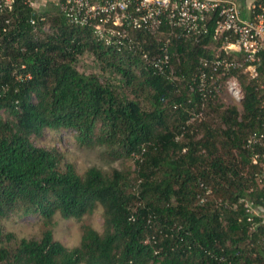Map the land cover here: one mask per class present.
Masks as SVG:
<instances>
[{
  "label": "trees",
  "instance_id": "1",
  "mask_svg": "<svg viewBox=\"0 0 264 264\" xmlns=\"http://www.w3.org/2000/svg\"><path fill=\"white\" fill-rule=\"evenodd\" d=\"M214 24L197 37L166 25L128 28L117 48L50 4L36 11L12 0L0 11V264H264V222L249 221L244 207L264 210V185L256 183L264 145L246 146L264 128V53L254 77L243 73L247 64L218 70L224 82L238 79L243 99L240 110L216 106L218 80L203 62L243 58L222 50ZM87 52L117 80L79 73L76 59ZM165 55L161 70L146 60ZM205 106L221 126L190 122ZM62 130L133 167L79 175L59 151L32 143ZM98 206L101 232L82 225L72 249L53 238L55 215L81 219ZM27 217L45 225L39 239L4 233L1 222Z\"/></svg>",
  "mask_w": 264,
  "mask_h": 264
},
{
  "label": "built area",
  "instance_id": "2",
  "mask_svg": "<svg viewBox=\"0 0 264 264\" xmlns=\"http://www.w3.org/2000/svg\"><path fill=\"white\" fill-rule=\"evenodd\" d=\"M36 11L47 5L54 6L66 21L74 26L92 29L94 36L103 40L105 45H115L117 48L123 43L119 39L111 42L109 36L117 34L127 35V29L154 32L166 25L172 30L179 29L184 35L203 36L209 32V22L215 19L214 35L224 36L225 43L222 50L226 53H240L242 62L233 58L215 57L203 65L210 66V79L216 77L218 70L222 73L235 70L243 65V69L252 77L256 75L254 66L260 63L264 53V0H255L250 5V19L240 18L238 0H27ZM42 1V2H41ZM44 1V4H43ZM40 2L38 10L36 6ZM47 3V4H46ZM12 0H0V11L10 8ZM229 38L234 42L230 43ZM168 62V56L153 62V66L161 69L162 64ZM199 91L202 96L207 87V74L202 71L199 75ZM226 93L234 104L240 105L243 99L241 86L234 76L224 82ZM264 126V118H263ZM247 147L258 144L264 145V128L259 134H254L247 140ZM254 163L255 158H254ZM258 182L264 185V165L262 172L257 175ZM244 207L252 216L264 214L262 208L254 207L252 202H244ZM264 222V219L262 220Z\"/></svg>",
  "mask_w": 264,
  "mask_h": 264
},
{
  "label": "rangeland",
  "instance_id": "3",
  "mask_svg": "<svg viewBox=\"0 0 264 264\" xmlns=\"http://www.w3.org/2000/svg\"><path fill=\"white\" fill-rule=\"evenodd\" d=\"M40 4L41 3L38 2L36 5L40 6L38 7V10L42 8ZM48 26L49 25L46 24L44 29L47 30ZM163 35L165 36V34ZM112 36H116L114 42L119 39L122 40V38L123 40L125 38H129L128 35H126L125 37H120L117 34L110 35L109 38H111ZM129 43L132 44L131 42ZM215 50L216 54H218L220 48H216ZM159 59L161 58H157V56L146 58V60H149V62L151 63L156 62ZM75 67L81 74L96 75L102 83L108 82V80H117V75L114 72H110L107 69L105 70L104 64H99L95 60V57L88 52L83 53L82 55L77 57ZM173 71V67H170L171 75H173ZM221 76L222 75H219L217 77V86H219V88L217 87L218 102L216 106L227 107L233 105L240 110V105L234 104L231 98L226 93V90L224 88V80L221 79ZM190 122L194 125L202 124L204 122V124H207L208 126H210V128L221 126V121L218 117V113L213 109L207 108V106H205L204 109H202L199 113H194L190 119ZM198 128L202 129L201 127ZM32 143L37 147L56 149L57 151H59L63 157V163L71 164L79 175H82L88 168L91 167L98 168L103 172L109 171L112 168L123 171L133 167L132 160L126 158L114 159L107 155L103 148L99 146L87 147L78 144L74 139V133L70 130H62L57 133L45 131L43 135L38 138L32 137ZM257 182L258 178L256 177V183ZM259 217H261V220H263L264 214H260ZM102 223V209L99 206L94 210L92 214L83 216L81 219L64 220L60 216L55 215L53 218L54 227L52 229L53 238L64 245L66 248L72 249L79 244L82 225H89L96 231L101 232ZM1 224L3 226L4 233L12 232L14 233L16 239H39L43 231L46 230L43 222L36 217H27L6 222L3 221L1 222Z\"/></svg>",
  "mask_w": 264,
  "mask_h": 264
},
{
  "label": "crops",
  "instance_id": "4",
  "mask_svg": "<svg viewBox=\"0 0 264 264\" xmlns=\"http://www.w3.org/2000/svg\"><path fill=\"white\" fill-rule=\"evenodd\" d=\"M255 0H238L237 1V6H238V11L240 18L244 20L250 19V5L254 2Z\"/></svg>",
  "mask_w": 264,
  "mask_h": 264
}]
</instances>
